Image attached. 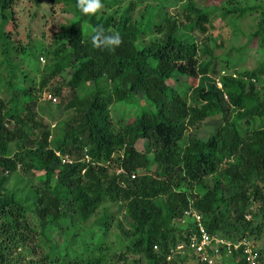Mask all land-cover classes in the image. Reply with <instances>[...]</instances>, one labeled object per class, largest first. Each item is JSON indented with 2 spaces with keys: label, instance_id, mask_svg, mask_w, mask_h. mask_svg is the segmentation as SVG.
Listing matches in <instances>:
<instances>
[{
  "label": "trees",
  "instance_id": "16d2710c",
  "mask_svg": "<svg viewBox=\"0 0 264 264\" xmlns=\"http://www.w3.org/2000/svg\"><path fill=\"white\" fill-rule=\"evenodd\" d=\"M20 1L0 0V264H18V249L32 238L49 251L42 263L31 259L29 264H122L128 253L139 254L146 264H176L170 258L172 249L199 229L197 221L186 216L191 209L202 215L211 233L230 240L263 238L264 59L255 69L222 73L212 60L240 67L230 55H239L242 47L223 51L224 37L214 39L219 54L210 44L211 35L205 42L197 35L209 32L218 19L219 28L231 25L232 35L238 36L241 20L260 11L249 40L258 37L264 49V3L232 0L236 6L224 2L211 9L188 0L174 13L170 7L184 0H154V5L152 0H131L125 11L110 13L122 1L102 0L103 11L84 13L81 0H49L52 7L63 4L71 13L41 48L48 63L38 89L49 85V91L62 98L59 107L68 111L54 133L33 108L34 87H16L19 74L13 56L28 61L38 56L32 34L23 35L17 27L15 7ZM42 2L28 0L37 22L45 16ZM138 6L142 8L135 15ZM97 28L119 33L121 43L94 46ZM68 68L72 74L65 86L70 96L49 84ZM211 72L222 86H211L207 102L195 96L190 101L185 85L174 86L177 75ZM21 75L30 81L27 72ZM27 95L30 101L25 103ZM113 104L120 106L118 117L112 114ZM132 106L137 112L127 118ZM232 108L237 109L234 115ZM213 115L220 120L208 138L202 137L199 125ZM12 121L14 128L9 127ZM142 138L148 139L150 151L137 148ZM57 152L73 161L63 163ZM86 152L90 161L83 159ZM112 162L117 163L114 173L109 170ZM19 170L31 180L42 177L34 198L39 231L31 225L26 205L6 187ZM118 205L132 221L124 254L116 258L101 250L54 251V231L72 240L92 224L104 235ZM258 251L264 264V247ZM238 253L230 261L247 264L236 261Z\"/></svg>",
  "mask_w": 264,
  "mask_h": 264
},
{
  "label": "rangeland",
  "instance_id": "374dc122",
  "mask_svg": "<svg viewBox=\"0 0 264 264\" xmlns=\"http://www.w3.org/2000/svg\"><path fill=\"white\" fill-rule=\"evenodd\" d=\"M42 1V7L45 13V16L40 17L42 22H37L33 19L35 17L34 11L33 8L29 6L28 0H21L17 7H15L18 29L22 31L23 35L31 33L34 39L37 41L38 48L35 50V53H37L38 55L37 60L28 61L23 59L22 56L14 55L12 61L16 65L19 74V78L16 81V83H18L16 84L17 89L26 88L29 84L34 87L32 93L34 95L35 105L33 108L37 112L38 117L43 119L44 122H46V124L49 125L52 131L55 133L58 131V128L60 127V125H62L64 119L67 117L68 111L66 110V108L59 107V103L62 99H60L61 96L56 95V100L49 98L50 94H52V96L55 95H53V93L49 91V85L43 90L38 89V82L40 81V78L42 76V69H44V67L48 63L47 58L44 53H42L41 48L43 49L48 45L56 30L59 29L60 24L64 23L67 17H71V13H68V11L66 10L68 8V6L66 5L60 4L52 7L49 0ZM121 1V3L117 4L115 8L113 10H110L109 12L112 13L118 11L120 13L125 11V9L130 6L131 0ZM187 1L188 0H184L182 2H179L176 6H171L170 10H172L174 13H178L177 9H180L182 5H184ZM194 1L196 3H199L201 6L209 7L211 9H215V7L219 8L224 2L233 6H236L237 4V1L232 2V0ZM259 1L264 3V0H249L248 4L253 5L258 3ZM151 3H153L154 5L158 2L152 0ZM141 8L142 6H138L137 10L134 12L135 15ZM98 11L100 12L103 10L100 9ZM260 13V11H253L252 13L247 14V19L241 20V27L243 30L241 29L242 32H239L238 36L232 35L233 28L231 25H225V27L223 28L224 31L219 28L217 17H215L217 19L216 22L210 26L209 32H207L206 34L197 35V40L199 42L201 41V39L203 42L207 41V35H211L212 41L210 44L211 46H214L216 50L218 49L217 52L219 54H221L222 52L220 50V47L218 48V46H215V43L219 42L222 37H224L225 40L223 51L225 49L229 50L232 46L242 47L241 53L239 55L236 52H233L230 55V58L233 59L232 61L240 62V67L229 68L225 65L227 63L222 62L221 60H212L213 66H216L217 69L222 71V73L227 74L238 71L242 73L243 70L246 69L252 70L257 67L261 59H264V49L259 46L258 37L253 38V40L251 41L249 40V38L251 37L249 33L257 29V23L260 19ZM214 25L215 27H213ZM236 26L240 27V22H238ZM225 32L227 33L225 34ZM19 36L20 34L17 35V37ZM214 39H216V42L214 41ZM2 72L3 76L5 77L7 74L6 70ZM23 72H27V78H30L29 82L23 79V76L21 75ZM71 74V68L64 70L61 74L50 81V86L62 87L65 95L68 94L70 96L71 92L69 91V88L65 86V82ZM177 77L179 78L174 83V86L178 89H182L183 85H185L188 88V98L190 99V101H192L195 96V98H199L201 102H207L208 99L212 98L209 92L212 88L211 86L216 85V89L220 87L218 83V75H215L212 72L209 74H199L198 77H189L184 75H177ZM0 94H2L1 91ZM23 100L25 103L29 102L30 96H24ZM137 109L138 108H136L135 106L129 108L130 112L128 113V115H126L127 118L131 117L129 115L130 113L134 114L135 112H137ZM236 112V108L231 109V113L233 115L236 114ZM121 113L122 112L120 106H118V104H113L112 114H114L115 117H118ZM219 120L220 118H218L217 116L214 117V115L212 117H208V119L200 123L199 134L202 137L208 138L210 133L214 131L215 125L218 124ZM9 127L14 128L15 122L12 121L9 124ZM192 129L196 131V128L192 127ZM136 146L139 150L142 151L151 150L149 141L146 138L140 139L137 142ZM16 147L17 144L14 143L12 145L13 155L17 150ZM116 169L117 163L112 162L109 165L110 173H114ZM41 179L42 177L39 176L38 179L31 180L25 173H22L19 170L11 174L9 181L6 184V187L9 190L14 191L17 195V198L21 200L24 205H26L30 223L34 227V229L38 231L39 215H37L35 211L34 198L36 195L35 191L37 190ZM112 217L114 218L110 224L109 229L104 235H99L96 228H92V224L87 226L85 230H82L80 234L74 237L72 240H67V238L65 239V236H63V233L60 230L54 231L52 234L54 241V251L58 254H66L73 251L77 253L98 254V252L101 250L104 253L115 256L116 258L119 257L118 255H120V253L124 254V251L128 250L127 244L130 242L132 236V221L127 216L125 209L119 207V205L115 210H113ZM189 219L191 220V217H189ZM254 242L256 243L257 247H264V236L263 238H255ZM47 251H49V247H45V245L41 244L36 238L27 239L26 241H24V245L18 249L16 258L20 260L18 264H29V260L31 259L40 260V262L42 263L41 259H43L42 257ZM127 257V260H121L122 264H135V260H139V264H146V261H143L139 254L128 253ZM262 259L264 261V256L262 257ZM172 261H174L176 264H199L196 257L191 254L185 256L181 253H175L172 257ZM43 262H45V259L43 260ZM45 263L48 264V262Z\"/></svg>",
  "mask_w": 264,
  "mask_h": 264
},
{
  "label": "built area",
  "instance_id": "2783aa9c",
  "mask_svg": "<svg viewBox=\"0 0 264 264\" xmlns=\"http://www.w3.org/2000/svg\"><path fill=\"white\" fill-rule=\"evenodd\" d=\"M218 83L221 87L222 83L220 81ZM49 98L56 100V97L51 94ZM57 155L63 163H71L73 161V157L67 154L62 155L57 152ZM83 159L90 161L91 157L86 152ZM121 171V169L118 170V172ZM186 216L188 218L191 217L194 222L197 221L199 229L196 232H189L187 241L178 243L172 249L173 254L170 255V258L175 253H181L185 256L194 254L199 264H233L230 258L238 251L236 261L245 260L247 264H263L261 262V254L253 237L244 236L237 240H230L208 231L202 222V215L199 212L191 209L186 212ZM183 221H186V218ZM155 248H157L156 245Z\"/></svg>",
  "mask_w": 264,
  "mask_h": 264
},
{
  "label": "clouds",
  "instance_id": "9594fccd",
  "mask_svg": "<svg viewBox=\"0 0 264 264\" xmlns=\"http://www.w3.org/2000/svg\"><path fill=\"white\" fill-rule=\"evenodd\" d=\"M81 4L84 13H96L103 7L102 0H87L86 4L81 0ZM92 43L94 46L114 47L121 43V37L119 33L109 35L105 34L103 29L97 28L95 35L92 36Z\"/></svg>",
  "mask_w": 264,
  "mask_h": 264
}]
</instances>
